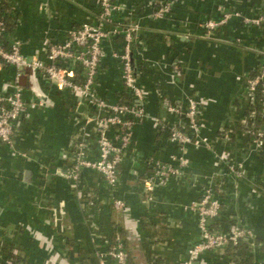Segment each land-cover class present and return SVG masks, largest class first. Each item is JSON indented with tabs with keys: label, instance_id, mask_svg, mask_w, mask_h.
Masks as SVG:
<instances>
[{
	"label": "crops",
	"instance_id": "1",
	"mask_svg": "<svg viewBox=\"0 0 264 264\" xmlns=\"http://www.w3.org/2000/svg\"><path fill=\"white\" fill-rule=\"evenodd\" d=\"M117 1L124 6L117 19L140 24L134 61L138 81L148 92L146 112L167 118L165 100L185 103L187 96H194L200 104L202 134L212 139L220 154L243 161L242 176L225 177L219 170L223 162L215 165L209 151L189 148L191 175L187 180L157 186L152 201H143L137 173H143L144 164L139 159L152 155L167 161L174 151L153 122L144 119L134 128L132 151L121 167L115 191L125 202L127 213L113 209L112 192L93 171H85L82 181L89 201H80L79 191L61 169L66 167L63 155L70 150L69 139L77 125L67 114L65 104L70 101L51 93V108L31 111L35 118L21 126L13 149L0 145V242L15 246L20 264H101L100 259L102 264H114L100 254L122 229L120 237L131 264H176L185 257L187 247L199 241L196 216L183 205L212 181L220 183L222 198V211L213 227L236 224L250 229L259 242L236 261L260 262L264 258V149H251L247 130L260 125L262 118H256L260 115L257 109L255 117L249 116L255 108L246 93L245 79L256 72L261 61L264 29L243 23L239 16L215 30L203 26L205 19H218L221 11L255 14L257 1L173 0L170 13L159 19L148 14L163 0ZM42 2L6 0L3 13L8 20L7 11H15L19 25L13 31L27 54L39 50L44 32L62 38L65 29L95 11L93 0H48L46 7H41ZM108 55L101 61L96 89L110 101L128 100L119 81V62ZM8 72L0 71V81ZM37 129L41 142L36 135L33 139L26 136ZM89 145L92 156L95 145L92 141ZM135 158L139 162L132 175L129 166ZM43 165L50 171L48 182L39 180ZM26 169L31 173L29 181L23 179ZM231 256L228 247L206 251L193 264H227ZM0 264H9L4 255H0Z\"/></svg>",
	"mask_w": 264,
	"mask_h": 264
},
{
	"label": "built area",
	"instance_id": "2",
	"mask_svg": "<svg viewBox=\"0 0 264 264\" xmlns=\"http://www.w3.org/2000/svg\"><path fill=\"white\" fill-rule=\"evenodd\" d=\"M256 1L258 10L255 14L221 11L218 19H205L203 26L207 31L215 30L232 17L239 16L243 23L264 29V0ZM47 2L43 0L41 7H46ZM93 2L95 11L91 16L65 29L62 38L44 32L39 50L30 54L23 51V41L13 31L19 25L13 8L6 13L8 20L4 13L0 14V71H9L7 77L0 81V145L13 149L21 126L28 125L35 118L31 111L51 108L52 93L60 95L61 100L70 101L65 104L67 114L74 120V126L77 125L69 139L70 150L63 155L66 165L63 174L79 191L80 201H89L86 199L89 196L87 190L82 191V181L85 171H93L112 192L110 204L113 209L126 212L125 202L115 191L121 179V167L132 151L134 128L144 119L153 122V127L174 151L167 161L152 155L139 159L144 164L142 175L137 173L143 201H152V193L157 186L187 180L191 175L187 157L189 148L209 151L215 165L223 162L219 170L225 177H241L243 161L220 154L214 149L212 139L202 134L200 104L194 96H187L185 103L165 100L163 108L167 118L146 112L144 106L148 92L138 81V65L134 61L136 45L139 44L136 33L140 24L122 23L117 19V13L124 9L117 0ZM172 8L173 0L159 1L152 6L148 17L163 18ZM105 53L119 62V81L128 100L110 101L108 97L99 95L96 89ZM27 69L31 71L29 86L24 84V71ZM245 90L255 108L249 116L255 117L258 104L257 111L262 117L260 125L247 130L251 136V149L260 151L264 145V51L256 72L245 79ZM79 105H83L82 111L77 110ZM88 125L90 128L86 129ZM89 141L95 145L92 156L89 155ZM49 175V168L41 166L39 180L48 182ZM221 206L220 183L212 181L199 196L183 205L185 210L196 216L199 241L189 245L185 257L176 264H192L206 251L223 249L241 241L250 242V249L258 244L248 228L236 224L223 229L213 227V221L220 217ZM101 256L109 257L114 264H131L125 242L118 235ZM99 261L102 264L103 259ZM227 264H238L234 254ZM256 264H264V258Z\"/></svg>",
	"mask_w": 264,
	"mask_h": 264
},
{
	"label": "trees",
	"instance_id": "3",
	"mask_svg": "<svg viewBox=\"0 0 264 264\" xmlns=\"http://www.w3.org/2000/svg\"><path fill=\"white\" fill-rule=\"evenodd\" d=\"M4 10H7V3L6 0H2L0 1V14L3 13ZM26 74V84L27 86H29L28 81H30L31 78V71L30 70H25L24 71ZM258 101V99L256 100ZM256 107L258 109V104H256ZM257 119L262 118L261 115H258L256 117ZM263 149H264V145H263ZM138 160L135 158L133 161H131V165L129 166V172L132 175L136 174V166L138 164ZM62 170H64V167L61 168ZM123 230H117L115 232V236H121L122 235ZM259 242L258 240H255V243ZM250 242L247 241H241L239 242L237 245H232L228 247V252L231 254H234V259L238 260L242 257H245L246 252L248 251V249H250ZM14 245L10 242H0V255H4L7 259V262L9 264H20V255L17 252V250L14 249ZM155 264V263H152Z\"/></svg>",
	"mask_w": 264,
	"mask_h": 264
},
{
	"label": "water",
	"instance_id": "4",
	"mask_svg": "<svg viewBox=\"0 0 264 264\" xmlns=\"http://www.w3.org/2000/svg\"><path fill=\"white\" fill-rule=\"evenodd\" d=\"M78 111H82L83 110V105H79L78 108H77ZM30 176H31V173H30V170L29 169H26L24 172H23V179L25 181H29L30 180ZM193 263H196V261H193Z\"/></svg>",
	"mask_w": 264,
	"mask_h": 264
},
{
	"label": "rangeland",
	"instance_id": "5",
	"mask_svg": "<svg viewBox=\"0 0 264 264\" xmlns=\"http://www.w3.org/2000/svg\"><path fill=\"white\" fill-rule=\"evenodd\" d=\"M27 135L30 136V137H32V139H33V136L36 135L35 137H37V138H38L37 140L39 141V137H40L39 135H40V132L38 131V129H37L35 132H34V130H31V131L29 130V131L26 133V136H27ZM38 141H37L36 143L41 142V140H40L39 142H38Z\"/></svg>",
	"mask_w": 264,
	"mask_h": 264
}]
</instances>
